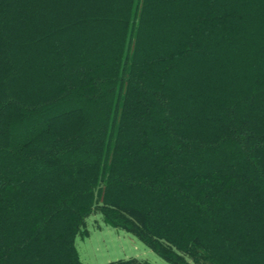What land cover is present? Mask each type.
Returning a JSON list of instances; mask_svg holds the SVG:
<instances>
[{
	"label": "trees",
	"instance_id": "1",
	"mask_svg": "<svg viewBox=\"0 0 264 264\" xmlns=\"http://www.w3.org/2000/svg\"><path fill=\"white\" fill-rule=\"evenodd\" d=\"M96 213L264 264V0H0V264H83Z\"/></svg>",
	"mask_w": 264,
	"mask_h": 264
},
{
	"label": "rangeland",
	"instance_id": "2",
	"mask_svg": "<svg viewBox=\"0 0 264 264\" xmlns=\"http://www.w3.org/2000/svg\"><path fill=\"white\" fill-rule=\"evenodd\" d=\"M87 230L89 236L76 241L83 264H109L133 258L149 264H169L133 234L109 226L100 213L89 215Z\"/></svg>",
	"mask_w": 264,
	"mask_h": 264
}]
</instances>
